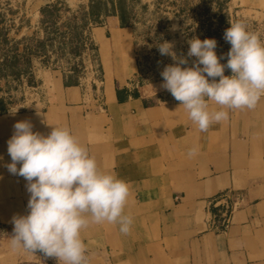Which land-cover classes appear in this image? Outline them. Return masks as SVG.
<instances>
[{"label":"crops","instance_id":"crops-1","mask_svg":"<svg viewBox=\"0 0 264 264\" xmlns=\"http://www.w3.org/2000/svg\"><path fill=\"white\" fill-rule=\"evenodd\" d=\"M120 62L105 74L101 100L55 72H34L44 100L0 111V222L13 228L28 212L26 181L6 167L13 125L29 120L47 135L46 116L129 186L130 231L90 221L81 232L87 264H264V96L201 132L180 102L151 103L131 83L129 53Z\"/></svg>","mask_w":264,"mask_h":264},{"label":"clouds","instance_id":"clouds-1","mask_svg":"<svg viewBox=\"0 0 264 264\" xmlns=\"http://www.w3.org/2000/svg\"><path fill=\"white\" fill-rule=\"evenodd\" d=\"M224 39L231 46L226 64L217 55L215 38L193 37L187 56H178L170 41L158 45L162 56L175 61L161 72V86L201 132L226 121L229 110L255 108L264 96V40L238 21L230 22ZM188 57L196 59L185 67ZM226 68L230 75H225ZM46 119L51 127L47 135L33 131L29 120H18L7 141L11 162L6 167L25 179L30 194L28 212L12 218L10 247L41 252L58 264H87L81 232L90 221L118 224L123 234L130 231L133 219L124 211L129 186L115 173L102 170L70 128ZM197 150L190 149L189 155Z\"/></svg>","mask_w":264,"mask_h":264},{"label":"rangeland","instance_id":"rangeland-1","mask_svg":"<svg viewBox=\"0 0 264 264\" xmlns=\"http://www.w3.org/2000/svg\"><path fill=\"white\" fill-rule=\"evenodd\" d=\"M47 5L54 8L44 10ZM237 21L264 40V0H0V28L10 45L21 49L30 42L49 44L47 38L54 40L52 45L38 47V54L31 57V82L25 75L0 76V99L10 108L27 110L45 96L34 72L46 76L55 72L62 75L64 85L78 81L90 99L101 100L105 74L129 53L130 63L126 64L133 68L131 83L147 100L177 103L161 86V72L175 61L160 54L159 43L170 41L178 56H187L188 41L193 37L215 38L217 55L226 64L231 46L224 32L230 22ZM72 25L82 33L79 43L86 36L78 48L74 47L77 40L63 45L58 35L70 31ZM71 47L76 54L70 52ZM195 59L188 57L183 66H192ZM230 74L226 68L225 75ZM5 234L0 226V264H58L55 257L40 258L23 249L13 250L10 240L3 238Z\"/></svg>","mask_w":264,"mask_h":264},{"label":"trees","instance_id":"trees-1","mask_svg":"<svg viewBox=\"0 0 264 264\" xmlns=\"http://www.w3.org/2000/svg\"><path fill=\"white\" fill-rule=\"evenodd\" d=\"M54 6L47 5L44 7L45 9L52 10ZM86 24V22H84ZM83 24V25H84ZM123 25H125L123 23ZM122 25V26H123ZM76 26L72 25L69 26L70 31H62L58 35L61 39H63L62 44L68 45L72 44L73 41L77 40V44L74 46L78 48L79 46L84 45L83 38H86V36H83L81 42L79 43L78 36L81 38L82 33L81 31H77ZM67 32H71V35H67ZM74 33V36H73ZM66 40V42H64ZM11 40L7 37L5 31L0 28V76H11L14 78H19L20 76H27L29 79V82H31L33 77L32 72V64H31V57L38 54L37 48L40 46L52 45L54 43V40H48L49 42L46 43V41H36L35 43H28L23 44L22 48L20 49L17 44L10 45L9 42ZM75 51V54L77 53V50L73 47L70 48V52ZM78 81H73L70 83H65L66 86L70 85H77ZM8 108V103H6L3 99H0V111H6ZM0 226L5 230L6 234L3 237L6 240H10L11 236L13 235V228L7 224L0 223ZM27 251V250H26ZM37 257L45 258V255L41 252H31L28 251Z\"/></svg>","mask_w":264,"mask_h":264},{"label":"built area","instance_id":"built-area-1","mask_svg":"<svg viewBox=\"0 0 264 264\" xmlns=\"http://www.w3.org/2000/svg\"><path fill=\"white\" fill-rule=\"evenodd\" d=\"M224 223H227V221H228V216L225 214V217H224ZM223 221H222V223H223Z\"/></svg>","mask_w":264,"mask_h":264}]
</instances>
